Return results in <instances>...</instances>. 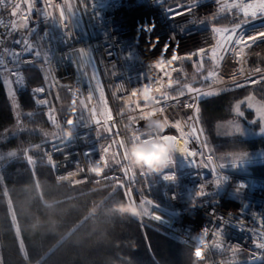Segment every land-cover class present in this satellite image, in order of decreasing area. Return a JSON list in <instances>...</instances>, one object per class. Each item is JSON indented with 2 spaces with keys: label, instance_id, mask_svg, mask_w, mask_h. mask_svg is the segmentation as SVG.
Listing matches in <instances>:
<instances>
[{
  "label": "built area",
  "instance_id": "1",
  "mask_svg": "<svg viewBox=\"0 0 264 264\" xmlns=\"http://www.w3.org/2000/svg\"><path fill=\"white\" fill-rule=\"evenodd\" d=\"M259 2L264 0H198L199 7L197 0L0 2V76L9 78L16 97L27 90L24 71L38 73L41 83L27 92L33 111L53 132L39 144L53 180L115 188L130 218L199 250L206 258L203 264H263L264 247L257 245L264 244V179L216 161L199 134L197 115L201 101L264 80V38L245 47L235 45L234 37L225 49L217 47L225 43L223 35L213 31L237 24L242 25L237 36L264 31V15L244 14L246 5ZM180 4L193 11L172 18L169 9ZM209 10L212 14L206 15ZM25 40L33 46L27 53ZM165 45L170 47L162 51ZM240 47L245 51L238 56ZM213 49L223 58H214ZM17 51L18 59L13 55ZM188 87L199 91L189 92ZM56 90L79 111H61L52 96ZM165 94L172 98L165 100ZM156 115L162 117L158 129L151 126ZM70 119L73 125L67 124ZM167 121L180 122L183 131ZM149 136L177 145L171 161L153 171L130 166L127 146ZM120 140L125 149L119 148ZM29 149L22 159L31 170ZM166 174L174 178L165 179Z\"/></svg>",
  "mask_w": 264,
  "mask_h": 264
},
{
  "label": "trees",
  "instance_id": "2",
  "mask_svg": "<svg viewBox=\"0 0 264 264\" xmlns=\"http://www.w3.org/2000/svg\"><path fill=\"white\" fill-rule=\"evenodd\" d=\"M29 90L41 83L33 69L24 71ZM0 76V133L15 123ZM16 96L20 131L0 142V264H203L204 255L141 226L129 217L118 190L102 183L58 184L44 164L39 144L50 129L32 109L29 93ZM59 108L68 101L61 90L52 93ZM242 92L203 100L198 105L200 127L208 150L223 155L264 149V139L220 137L217 123L232 117V103ZM264 99V95H259ZM61 111L62 109L59 108ZM33 159L29 170L22 159L26 148ZM247 175L264 179V162L247 167ZM17 229L19 231H17ZM264 264V263H263Z\"/></svg>",
  "mask_w": 264,
  "mask_h": 264
},
{
  "label": "rangeland",
  "instance_id": "3",
  "mask_svg": "<svg viewBox=\"0 0 264 264\" xmlns=\"http://www.w3.org/2000/svg\"><path fill=\"white\" fill-rule=\"evenodd\" d=\"M1 79L9 97V102L12 107L15 123L10 131H4L0 133V142L5 139L6 135H13L21 129L18 120L19 115L16 106V97H14V95L12 94L13 89L9 78L3 76L1 77ZM238 92H242V96L232 103L231 115L233 118L217 123L214 133L220 137L225 138L236 136L242 139H264V99L259 97V95H264V80L255 83V85L253 86L233 91V93ZM59 107L62 109V111L67 113L79 111V107H77V105L75 104L70 103V99L68 101L60 103ZM199 130V134L202 135V138L208 149V144L206 142L200 124ZM50 135H53L52 130H50ZM9 153L11 152L4 153L0 150V160L4 158H10L11 155H9ZM222 157L223 158L220 160H218L216 157L215 159L219 163H228L230 164L228 165V168H231L238 173L247 175L246 169L248 166L264 162V149L251 152H237L225 156L223 155Z\"/></svg>",
  "mask_w": 264,
  "mask_h": 264
},
{
  "label": "snow or ice",
  "instance_id": "4",
  "mask_svg": "<svg viewBox=\"0 0 264 264\" xmlns=\"http://www.w3.org/2000/svg\"><path fill=\"white\" fill-rule=\"evenodd\" d=\"M0 2H3V0H0ZM197 6L199 7V4H198V0H197ZM181 7H183V11H181ZM16 8H19V5H16ZM190 11H193V8L191 6H184L183 4H180V5H177L175 8H172V9H169V12L171 13V16L172 18H176V17H179V16H183V15H186L188 12ZM260 13L262 15H264V2H259V3H255V4H248L245 6V9H244V14L245 16H248V15H251L253 18H256L257 17V13ZM206 15H211L212 14V10H209L208 12H205ZM13 15H16L15 12H13ZM47 15V14H46ZM61 17L63 19V13H61ZM23 27H27V25H22ZM16 25L15 23L12 24V28L15 29ZM242 27L241 24H237L235 26V28L233 29H223V32H221V29L220 28H213V31L214 32H217V33H221L223 35V38H224V44L223 45H217V47H223L225 49L231 47V44L230 42H232L234 40V37H235V45H244L245 47H252V44L255 43L257 40L259 39H262L264 38V31H259L257 32L256 34L254 35H251V36H243L242 34L237 36V30L240 29ZM46 35V33H45ZM15 43L19 44L20 43V40H16ZM24 44L27 46L25 48V53H27L28 51H31L32 50V45L29 44V42L27 40L24 41ZM170 47V45H165V48L162 50V51H166L167 48ZM245 47H240V51L239 53H237L238 56H240L241 54L244 53L245 51ZM7 51V50H5ZM201 52H203V50H199ZM83 51H81V55H83ZM14 57L15 58H19V56L21 55L20 52H15L13 53ZM35 55L36 56H40L41 53L39 51L35 52ZM212 55L214 58L216 59H222L223 58V55L222 54H218L216 49H213V52H212ZM171 61H168V63H170ZM2 63V62H0ZM2 70V69H0ZM257 72L260 71V69H256ZM165 75H167V73L165 72L164 73ZM13 75H18V73H13ZM211 75V73L209 74ZM21 81L20 80H17V83H20ZM254 82H259V81H254ZM242 86V85H240ZM35 92H38V93H43L44 92V89L43 88H36L34 89ZM188 91L189 92H193V91H199V89H193L191 87H188ZM212 93H204V95H211ZM104 93L101 92V96H103ZM180 95H183V93H180ZM172 97H169L168 94H165L164 95V99L167 100V99H170ZM89 99H91V96H89ZM41 104H47V101L46 100H41L39 101ZM156 103H160V101H155ZM81 103L83 104V100L81 101ZM188 107H191V105H187ZM161 112L163 111V108L160 109ZM95 111V110H93ZM111 111V109H109V112ZM50 119H52V117L50 116L49 117ZM112 117L111 115L108 116V120H111ZM97 124L100 123V120H97L96 121ZM168 124H171L172 126L176 127L178 130L180 131H183L182 128H181V124L180 122H169L167 121ZM67 124L68 125H73L74 124V121L73 120H67ZM59 127V125H57ZM72 130V129H71ZM109 131H111V128H109ZM117 135H119V133H117ZM167 136H170V135H167ZM177 138V137H176ZM188 141L185 140V144L187 143ZM113 143H117L116 141H114ZM119 144V148L121 149H125V141L124 140H120L118 142ZM111 149V145H109L108 147H106L104 149L105 153H108ZM187 152V151H186ZM9 155L11 156H14L15 153L12 152V153H9ZM114 156H118L119 155V152H116L113 154ZM124 155H125V152H124ZM188 155L189 156H192V157H195L197 155V153L195 152H188ZM103 159V158H102ZM29 161L31 162V158H29ZM104 164L105 166H107V160H104ZM92 171L96 172L97 170V166L92 168L91 169ZM74 173V172H73ZM128 173V169H125V174L127 175ZM134 175V174H133ZM68 177L67 176H64L62 177V179H67ZM174 178V174H166L165 175V179H173ZM123 187V185H121ZM206 195V193H205ZM151 203V202H149ZM156 219H160L159 216H156L155 217ZM223 220V218H221ZM17 231H19L17 229ZM219 233H217L218 235ZM258 247H264V244H258L257 245ZM217 247H220V245H217Z\"/></svg>",
  "mask_w": 264,
  "mask_h": 264
},
{
  "label": "clouds",
  "instance_id": "5",
  "mask_svg": "<svg viewBox=\"0 0 264 264\" xmlns=\"http://www.w3.org/2000/svg\"><path fill=\"white\" fill-rule=\"evenodd\" d=\"M151 126L158 129L162 125L152 121ZM126 151L130 166L153 171L165 167L171 161L175 145L164 141L159 136H149L147 139L137 138L136 141L127 146Z\"/></svg>",
  "mask_w": 264,
  "mask_h": 264
},
{
  "label": "bare ground",
  "instance_id": "6",
  "mask_svg": "<svg viewBox=\"0 0 264 264\" xmlns=\"http://www.w3.org/2000/svg\"><path fill=\"white\" fill-rule=\"evenodd\" d=\"M231 93H233V92H231ZM165 114L166 115H169L170 113H169V111H167V112H165ZM161 116L160 115H156V116H154V119H155V121L156 122H159L160 123V120H161ZM161 124V123H160ZM161 128V127H160ZM167 142H169V140H167ZM175 145V144H174ZM175 147H177V145H175Z\"/></svg>",
  "mask_w": 264,
  "mask_h": 264
},
{
  "label": "crops",
  "instance_id": "7",
  "mask_svg": "<svg viewBox=\"0 0 264 264\" xmlns=\"http://www.w3.org/2000/svg\"><path fill=\"white\" fill-rule=\"evenodd\" d=\"M8 135L5 136V138L7 137Z\"/></svg>",
  "mask_w": 264,
  "mask_h": 264
}]
</instances>
